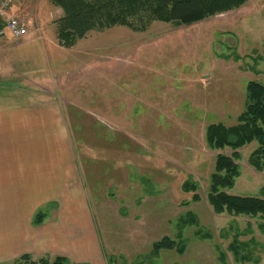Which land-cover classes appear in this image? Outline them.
<instances>
[{
  "label": "rangeland",
  "instance_id": "obj_1",
  "mask_svg": "<svg viewBox=\"0 0 264 264\" xmlns=\"http://www.w3.org/2000/svg\"><path fill=\"white\" fill-rule=\"evenodd\" d=\"M17 9L31 35L14 40L7 31V42L22 44L8 52L16 72L4 66L0 74L23 76L37 91L49 87L76 111L77 155L87 162L89 207L106 264H264V220L216 213L209 203L216 156L232 150L206 141L209 124L237 122L248 83L264 82V0L191 25H119L70 48L58 43L62 9L51 0H19ZM7 44H0L1 60ZM4 85L0 80V108L32 99ZM257 145L241 149L229 193L264 194V170L249 162ZM191 179L198 199L183 188ZM166 236L174 246L154 251Z\"/></svg>",
  "mask_w": 264,
  "mask_h": 264
},
{
  "label": "crops",
  "instance_id": "obj_2",
  "mask_svg": "<svg viewBox=\"0 0 264 264\" xmlns=\"http://www.w3.org/2000/svg\"><path fill=\"white\" fill-rule=\"evenodd\" d=\"M18 3L8 16H21L16 13ZM3 38L0 44L10 45L3 47L7 54L0 67L13 69L18 62L8 53L10 46L22 43L13 45L7 42L12 38ZM0 80L7 93L32 96L0 108V263L29 253L35 258L63 255L79 264H106L89 207L87 162L77 155L76 111L61 106L49 87H27L29 79L23 76L3 73ZM41 210L46 217L36 224Z\"/></svg>",
  "mask_w": 264,
  "mask_h": 264
},
{
  "label": "trees",
  "instance_id": "obj_3",
  "mask_svg": "<svg viewBox=\"0 0 264 264\" xmlns=\"http://www.w3.org/2000/svg\"><path fill=\"white\" fill-rule=\"evenodd\" d=\"M62 9L55 20L58 43L73 47L91 32H104L115 26H125L135 31H145L155 21L169 22L176 27L191 25L219 13L229 12L245 5L248 0H51ZM206 141L213 150L230 148L231 154L220 152L216 156L211 174L208 200L216 213L260 216L264 220V194L239 196L227 190L235 185L240 175L241 149L248 144L258 145L249 157L250 164L264 170V82L251 80L247 85L245 109L235 124L211 123L206 128ZM185 191H194L198 199L199 185L194 180L184 183ZM46 212L36 213L34 222L43 223ZM259 227L264 234V222ZM169 236L154 242V251L174 246ZM0 264H70L68 258L57 255L53 259H34L25 253Z\"/></svg>",
  "mask_w": 264,
  "mask_h": 264
},
{
  "label": "built area",
  "instance_id": "obj_4",
  "mask_svg": "<svg viewBox=\"0 0 264 264\" xmlns=\"http://www.w3.org/2000/svg\"><path fill=\"white\" fill-rule=\"evenodd\" d=\"M18 0H0V38L6 36L7 31L14 40L27 37L30 33L29 21L20 16H8L12 5Z\"/></svg>",
  "mask_w": 264,
  "mask_h": 264
}]
</instances>
